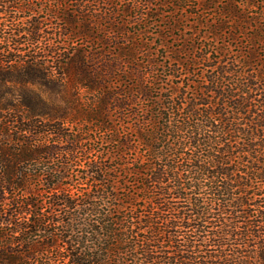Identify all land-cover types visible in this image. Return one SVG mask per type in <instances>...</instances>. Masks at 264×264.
<instances>
[{
	"label": "trees",
	"instance_id": "obj_1",
	"mask_svg": "<svg viewBox=\"0 0 264 264\" xmlns=\"http://www.w3.org/2000/svg\"><path fill=\"white\" fill-rule=\"evenodd\" d=\"M0 264H264V0H0Z\"/></svg>",
	"mask_w": 264,
	"mask_h": 264
}]
</instances>
